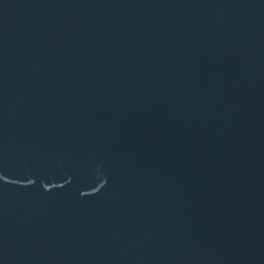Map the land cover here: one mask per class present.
Instances as JSON below:
<instances>
[{"label":"water","instance_id":"1","mask_svg":"<svg viewBox=\"0 0 264 264\" xmlns=\"http://www.w3.org/2000/svg\"><path fill=\"white\" fill-rule=\"evenodd\" d=\"M0 264H264V0H0Z\"/></svg>","mask_w":264,"mask_h":264}]
</instances>
